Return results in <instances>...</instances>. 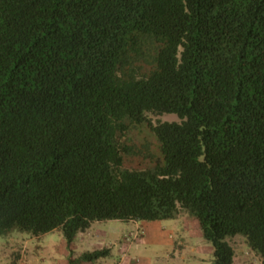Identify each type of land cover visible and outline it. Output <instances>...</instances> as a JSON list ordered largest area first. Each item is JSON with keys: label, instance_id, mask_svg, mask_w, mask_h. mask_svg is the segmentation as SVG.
<instances>
[{"label": "trees", "instance_id": "obj_1", "mask_svg": "<svg viewBox=\"0 0 264 264\" xmlns=\"http://www.w3.org/2000/svg\"><path fill=\"white\" fill-rule=\"evenodd\" d=\"M142 123L162 159L125 167ZM180 211L264 260V0H0V235Z\"/></svg>", "mask_w": 264, "mask_h": 264}, {"label": "rangeland", "instance_id": "obj_2", "mask_svg": "<svg viewBox=\"0 0 264 264\" xmlns=\"http://www.w3.org/2000/svg\"><path fill=\"white\" fill-rule=\"evenodd\" d=\"M147 116L152 124L158 121H179L175 113ZM121 142L129 146L130 150L124 156L125 167L146 166L162 159L158 139L147 123L130 125ZM189 219L188 238L176 240V247L168 251L167 257L165 248L156 242H151L149 248L141 250L148 253L151 264H213L211 244L202 237L199 225L194 223L192 217ZM140 232L139 226L128 225L119 219L93 221L84 235L79 234L77 241L74 240L70 260L66 241L60 230L37 237L26 231L11 229L0 235V264H69V260L70 264H113L120 259L121 254L126 253L132 241H139ZM228 242L234 249L232 264H264V260L248 247L243 236L235 235L228 238ZM119 245L118 256L111 253L112 257L101 256L93 262L76 260L77 254L86 250L115 249Z\"/></svg>", "mask_w": 264, "mask_h": 264}, {"label": "crops", "instance_id": "obj_3", "mask_svg": "<svg viewBox=\"0 0 264 264\" xmlns=\"http://www.w3.org/2000/svg\"><path fill=\"white\" fill-rule=\"evenodd\" d=\"M189 217H192V216L182 211V212H179L177 216L173 219L150 220V221L132 220V219H129L126 221L120 220V221L128 223V225L132 224L134 226H139L141 229V232H140L141 235H140L139 241H135V242L132 241V243L127 248L126 253L121 254L120 259L116 263H113V264H151L148 258V253H144L143 251H141L145 247L149 248L151 245V242H156L157 245L163 246L166 250L165 257H167L169 254L168 251L171 248L176 247V244H175L176 240H181V239L186 240L188 238L189 230H190L188 221L191 220L189 219ZM192 219L194 223H197V220L195 218L192 217ZM88 228H86L84 231H79L75 235L74 239L68 245L67 251L73 250L71 246L75 245L73 244L74 240L77 241L78 235L79 234L84 235V233L86 232ZM40 236L41 235H38L37 237H40ZM81 241L84 242L85 239H81ZM184 243L185 245L187 244L186 241H184ZM119 250H120V245L115 249L109 248V254L106 256L112 257L111 253L113 254L115 253V256H118ZM70 254L71 252L68 255L70 259H72L71 258L72 256ZM79 254L80 253H78L77 255ZM88 262H93V261H88Z\"/></svg>", "mask_w": 264, "mask_h": 264}]
</instances>
